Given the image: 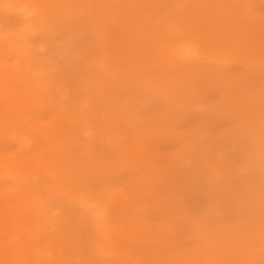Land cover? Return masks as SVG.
Returning a JSON list of instances; mask_svg holds the SVG:
<instances>
[{
	"label": "rangeland",
	"instance_id": "1",
	"mask_svg": "<svg viewBox=\"0 0 264 264\" xmlns=\"http://www.w3.org/2000/svg\"><path fill=\"white\" fill-rule=\"evenodd\" d=\"M0 264H264V0H0Z\"/></svg>",
	"mask_w": 264,
	"mask_h": 264
},
{
	"label": "bare ground",
	"instance_id": "2",
	"mask_svg": "<svg viewBox=\"0 0 264 264\" xmlns=\"http://www.w3.org/2000/svg\"><path fill=\"white\" fill-rule=\"evenodd\" d=\"M186 50V49H185ZM188 51V50H187ZM180 53H181V51H180ZM182 54V53H181ZM184 54V53H183Z\"/></svg>",
	"mask_w": 264,
	"mask_h": 264
}]
</instances>
